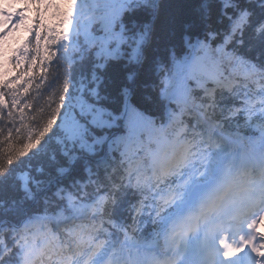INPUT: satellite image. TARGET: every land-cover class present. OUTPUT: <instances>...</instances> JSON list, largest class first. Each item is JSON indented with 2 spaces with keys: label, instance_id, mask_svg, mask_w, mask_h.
<instances>
[{
  "label": "trees",
  "instance_id": "trees-1",
  "mask_svg": "<svg viewBox=\"0 0 264 264\" xmlns=\"http://www.w3.org/2000/svg\"><path fill=\"white\" fill-rule=\"evenodd\" d=\"M77 1L62 33L41 20L50 4L27 1L33 29L0 80V264H93L114 243L164 245L137 210L152 189L148 152L183 121L192 139L203 109L227 133L250 130L239 91L204 93L214 81L188 63L223 78L264 69V0Z\"/></svg>",
  "mask_w": 264,
  "mask_h": 264
},
{
  "label": "rangeland",
  "instance_id": "rangeland-1",
  "mask_svg": "<svg viewBox=\"0 0 264 264\" xmlns=\"http://www.w3.org/2000/svg\"><path fill=\"white\" fill-rule=\"evenodd\" d=\"M72 1L73 0H54V9L52 10L53 19H54V22H57V24H59V26H60V28H61L62 31L64 30V27H66L65 18L67 16V13H68L70 7L72 6L71 5L72 4ZM14 9H15V7H14ZM20 18H21V20L19 22V25H17V28H15L14 25H11L13 23L10 24L8 22V25L9 26L11 25V26L8 27V31H4L3 32V37L5 38V40L8 41L9 43L11 42L13 44V47L14 48L15 47L17 48V42L20 41V39H21L20 36H19V27H20V25L22 23H23L22 24L23 26H26L28 24L26 19H24L23 17H20ZM2 26H6L7 27V24L6 25H2ZM2 26H0V29H1ZM12 35H14V36H12ZM106 38L109 39V35H107ZM103 40H105V39H103ZM6 52H7V50H6L5 45L2 44V42H0V57H2ZM191 67L192 68H195L197 70H203L205 72H209L208 67H204L203 66L202 61H201L200 58H198L197 60H194L192 62ZM221 82H223V81H221ZM228 82L229 81L226 80L225 82H223L221 84L223 86H225V84L228 83ZM213 91L214 90H209L206 93L212 94ZM214 125L217 126L218 124L217 123H214ZM213 158H214V156H213ZM211 159H212V157H211ZM207 170H210V167L209 166L207 167ZM195 171H196V169H195ZM196 172H201V170H198ZM195 188H196V186L192 185L190 188H187V189H193L192 191L191 190H188L193 195L194 194L193 191H194ZM189 207H190V202H189V200H186L185 205H184V209H189ZM205 211H206V213L210 214V211H212V210L206 208ZM203 213H205V212H203V211L200 212L199 216L196 217L197 218V222H199V223L201 222V218L203 216ZM186 215L187 216H190V213L186 212ZM191 216L193 217L194 214H192ZM261 216H262V220H258V217H257L256 219H254V221L251 224H253V223L258 224L259 229H263L264 230V214H261ZM223 217H226V216H223ZM191 220H192L191 217L188 218L187 223H189ZM184 231L186 233L185 236H186L187 239H192L194 237H198L201 234H205L204 233V229L202 227V224H197V223H193L190 228L187 227V228L184 229ZM192 232L194 234L192 236H189L190 233H192ZM221 232H222L221 230L220 231L217 230L216 232L213 233L212 236L208 235V236L204 237L202 239V241H203V243H204L205 246H203L202 243L199 244V246L201 247V249L204 250V251H205L206 248H208V252H207V255L205 257V259H207L206 264H215L214 259H213L212 252L213 253H215V252H221V242L224 239V237L221 234ZM46 234H49V232L47 231ZM251 239H252L251 236H248L247 239L245 238L246 244L250 247V251L248 253H244L243 254V257L246 256V258H247L246 260H248L247 261L248 264H264V255H262V253L264 252V243L261 242V241H259V240L256 243L255 242H251L250 241ZM180 241H181V239L176 240L175 246L173 248H171V250H170V252L172 254L171 255V258L174 255H176V253H177L176 246L179 245V244H182V243H180ZM211 241L217 243V246L219 247V248H216L217 250H213L214 248H211L210 247L211 245H210L209 242H211ZM191 245H192V243L190 241H186L185 243L182 244V248L187 249ZM191 259H192V261H197V262L204 261V260H200V259H197V258H191ZM241 259H242V257H241ZM243 261L244 260H242V262ZM240 262H241V260H240ZM226 264H229V263H226Z\"/></svg>",
  "mask_w": 264,
  "mask_h": 264
},
{
  "label": "snow or ice",
  "instance_id": "snow-or-ice-1",
  "mask_svg": "<svg viewBox=\"0 0 264 264\" xmlns=\"http://www.w3.org/2000/svg\"><path fill=\"white\" fill-rule=\"evenodd\" d=\"M216 227L219 228V227H222V225L218 224ZM222 246H225V245H222ZM226 247L228 250L224 251L221 254L223 261H227L229 259L236 261L240 257H242L245 252L244 247H241V246H233L232 244H227ZM217 264H221V262H217Z\"/></svg>",
  "mask_w": 264,
  "mask_h": 264
},
{
  "label": "bare ground",
  "instance_id": "bare-ground-1",
  "mask_svg": "<svg viewBox=\"0 0 264 264\" xmlns=\"http://www.w3.org/2000/svg\"><path fill=\"white\" fill-rule=\"evenodd\" d=\"M264 254V253H263Z\"/></svg>",
  "mask_w": 264,
  "mask_h": 264
}]
</instances>
